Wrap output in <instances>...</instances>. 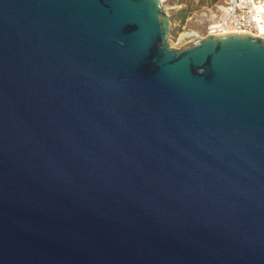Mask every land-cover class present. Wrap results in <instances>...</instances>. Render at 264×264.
I'll use <instances>...</instances> for the list:
<instances>
[{
	"label": "water",
	"instance_id": "95a60500",
	"mask_svg": "<svg viewBox=\"0 0 264 264\" xmlns=\"http://www.w3.org/2000/svg\"><path fill=\"white\" fill-rule=\"evenodd\" d=\"M169 29L0 0V264H264V38Z\"/></svg>",
	"mask_w": 264,
	"mask_h": 264
},
{
	"label": "built area",
	"instance_id": "2783aa9c",
	"mask_svg": "<svg viewBox=\"0 0 264 264\" xmlns=\"http://www.w3.org/2000/svg\"><path fill=\"white\" fill-rule=\"evenodd\" d=\"M214 20L206 27L205 34L227 32L248 33L264 37V0H216ZM199 35H188L181 40L190 41Z\"/></svg>",
	"mask_w": 264,
	"mask_h": 264
},
{
	"label": "rangeland",
	"instance_id": "374dc122",
	"mask_svg": "<svg viewBox=\"0 0 264 264\" xmlns=\"http://www.w3.org/2000/svg\"><path fill=\"white\" fill-rule=\"evenodd\" d=\"M216 0H162L170 16L169 46L179 48L186 41L178 39L179 33L194 30L206 35L205 30L215 17Z\"/></svg>",
	"mask_w": 264,
	"mask_h": 264
},
{
	"label": "bare ground",
	"instance_id": "6f19581e",
	"mask_svg": "<svg viewBox=\"0 0 264 264\" xmlns=\"http://www.w3.org/2000/svg\"><path fill=\"white\" fill-rule=\"evenodd\" d=\"M162 1V0H161ZM199 35V33L198 32H196V31H194V30H185V31H182V32H180L179 33V36H178V39H182L183 37H185V36H188V35ZM262 37V36H261ZM264 38V37H263Z\"/></svg>",
	"mask_w": 264,
	"mask_h": 264
}]
</instances>
